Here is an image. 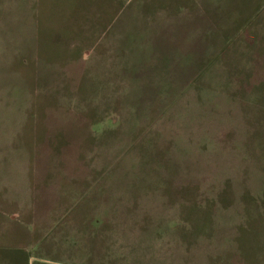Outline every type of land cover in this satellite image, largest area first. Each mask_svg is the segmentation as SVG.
<instances>
[{"label":"rangeland","instance_id":"374dc122","mask_svg":"<svg viewBox=\"0 0 264 264\" xmlns=\"http://www.w3.org/2000/svg\"><path fill=\"white\" fill-rule=\"evenodd\" d=\"M103 7L0 48V264H264V0Z\"/></svg>","mask_w":264,"mask_h":264},{"label":"crops","instance_id":"0c3cea01","mask_svg":"<svg viewBox=\"0 0 264 264\" xmlns=\"http://www.w3.org/2000/svg\"><path fill=\"white\" fill-rule=\"evenodd\" d=\"M103 1L104 0H0V48H5L7 55V63L13 60L15 56H21L29 54V61L34 62V68L36 69V79H43L44 73H55L57 67V61H63L64 58L56 57L49 52H41L40 40H41V28L38 24L39 13L43 12L45 19V26L47 31L45 32L49 43L52 42V47L56 48L57 45L66 43L63 39L69 29L64 25V29H53V14L63 15L65 22L67 21L65 16H75L74 20L78 21L75 24L74 29L71 28L70 32L74 36H80L81 25L86 14L98 15L103 14ZM45 9V11H44ZM63 20V21H64ZM99 24L102 23V18ZM51 24V25H50ZM65 24V23H64ZM3 41L4 39H6ZM76 39V38H75ZM71 40V39H70ZM66 41V42H64ZM73 47L79 49V54L85 52V47H81L80 43L74 40L72 42ZM82 48V49H81ZM76 49V50H77ZM1 55L3 53H0ZM26 61V59H25ZM42 68V71H40ZM45 71V72H44ZM51 74V75H52Z\"/></svg>","mask_w":264,"mask_h":264}]
</instances>
